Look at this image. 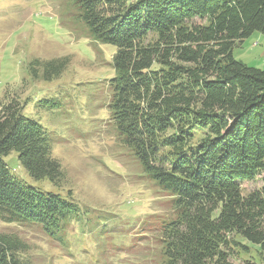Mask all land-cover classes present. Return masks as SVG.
<instances>
[{
	"label": "trees",
	"instance_id": "trees-1",
	"mask_svg": "<svg viewBox=\"0 0 264 264\" xmlns=\"http://www.w3.org/2000/svg\"><path fill=\"white\" fill-rule=\"evenodd\" d=\"M75 3L88 37L116 47L106 87L118 141L170 197L172 215L146 221L160 231L162 264H264V68L233 55L264 33V0ZM42 63L47 81L66 67L59 58ZM27 104L0 110V219L64 241L78 210L71 190L27 185L4 160L15 150L34 180L65 181L52 134L25 115ZM258 177L261 186L243 193L241 183ZM21 251L20 240L0 233V264H29Z\"/></svg>",
	"mask_w": 264,
	"mask_h": 264
},
{
	"label": "rangeland",
	"instance_id": "rangeland-1",
	"mask_svg": "<svg viewBox=\"0 0 264 264\" xmlns=\"http://www.w3.org/2000/svg\"><path fill=\"white\" fill-rule=\"evenodd\" d=\"M79 15L75 0H0V110L28 98L24 113L51 132L52 156L65 181L55 187L34 180L15 150L4 160L23 183L62 194L71 190L78 205L64 230L67 251L38 225L0 219V233L22 242L19 255L29 264H160V231L144 220L170 217V197L119 143L105 87L114 75L115 46L89 38ZM233 55L264 68V33L238 43ZM55 58L65 60V70L44 80L42 62ZM260 186V177L241 183L245 194Z\"/></svg>",
	"mask_w": 264,
	"mask_h": 264
},
{
	"label": "crops",
	"instance_id": "crops-1",
	"mask_svg": "<svg viewBox=\"0 0 264 264\" xmlns=\"http://www.w3.org/2000/svg\"><path fill=\"white\" fill-rule=\"evenodd\" d=\"M258 39L260 40V42L262 41V36H260V37H258ZM258 45H259V43H258Z\"/></svg>",
	"mask_w": 264,
	"mask_h": 264
}]
</instances>
